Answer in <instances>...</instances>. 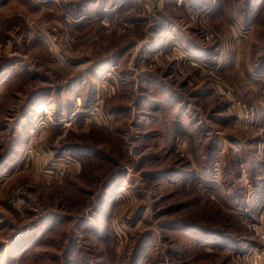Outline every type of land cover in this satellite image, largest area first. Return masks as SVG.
Returning a JSON list of instances; mask_svg holds the SVG:
<instances>
[{
  "label": "rangeland",
  "instance_id": "374dc122",
  "mask_svg": "<svg viewBox=\"0 0 264 264\" xmlns=\"http://www.w3.org/2000/svg\"><path fill=\"white\" fill-rule=\"evenodd\" d=\"M0 264H264V0H0Z\"/></svg>",
  "mask_w": 264,
  "mask_h": 264
},
{
  "label": "bare ground",
  "instance_id": "6f19581e",
  "mask_svg": "<svg viewBox=\"0 0 264 264\" xmlns=\"http://www.w3.org/2000/svg\"><path fill=\"white\" fill-rule=\"evenodd\" d=\"M43 108H46L45 106H43Z\"/></svg>",
  "mask_w": 264,
  "mask_h": 264
}]
</instances>
